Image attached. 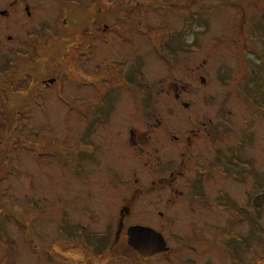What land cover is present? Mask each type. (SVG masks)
Returning a JSON list of instances; mask_svg holds the SVG:
<instances>
[{
    "label": "rangeland",
    "instance_id": "374dc122",
    "mask_svg": "<svg viewBox=\"0 0 264 264\" xmlns=\"http://www.w3.org/2000/svg\"><path fill=\"white\" fill-rule=\"evenodd\" d=\"M36 5L38 18H26L25 26L26 37H32L39 25L40 51L37 62L26 61L20 77L25 139L19 147L9 145V164L21 178H11L0 199L17 262L24 255L31 257L27 262L38 260L28 229L40 228L39 244L48 246L59 223L76 229L71 219L78 213H85L80 218L95 233L90 243L107 251L116 240L104 230L102 212L113 211L111 198L131 196L133 176L135 204L126 223L162 233L177 251L173 261L264 264V0H37ZM141 132L151 137V146L125 144L124 138ZM82 142L107 156L76 168L77 152L89 151ZM52 148L60 150L59 165L50 161ZM187 148L212 159L220 151L231 156L230 175L202 164L168 177ZM207 170L212 173L203 177ZM174 175V183L165 186ZM196 179L214 203L212 217L202 204L204 193L191 190ZM21 200L38 203L40 217L34 205L24 210ZM17 217L24 218V232ZM117 243L121 256L132 258L127 235ZM133 260L143 261L134 255Z\"/></svg>",
    "mask_w": 264,
    "mask_h": 264
},
{
    "label": "flooded vegetation",
    "instance_id": "af4514ba",
    "mask_svg": "<svg viewBox=\"0 0 264 264\" xmlns=\"http://www.w3.org/2000/svg\"><path fill=\"white\" fill-rule=\"evenodd\" d=\"M36 2L37 0H0V199H2L5 193H7L10 187V179L12 178L13 180L17 177L21 178L19 172L9 164V145L10 142H12L14 146H18L25 139L21 127L24 125L23 122H25L24 89L20 86L22 80L20 77L25 72L24 69L26 66V61L37 62V55L40 51L41 44L37 37V33H40V27H38L39 25L36 24L38 26L37 28H34V35L32 37L31 35L26 37L25 26L26 18H33L34 20L39 16ZM63 23L65 24L66 22L64 21ZM202 80L204 79L202 78ZM49 81L52 82V80ZM101 95L103 96L104 94L102 93ZM60 96L64 97L63 92H60ZM124 140L125 144L127 142L128 144L133 145L135 142L139 144L141 148L151 146V137L142 132L135 136L132 134L131 137L129 136L128 138H124ZM172 140L177 141L179 138L176 135H172ZM80 141H89V139L85 140L82 138ZM81 145L88 147L89 151L85 149L79 150V153L77 152V155L75 156V162L78 166H75L76 168H83V164H88L95 161L100 162L103 156H107L105 153L101 155L98 154V152H100L102 149L97 151L95 146L92 144L82 142ZM184 145L186 146V144ZM37 146L40 147V143ZM129 150L133 157V150ZM59 151L60 150L57 148H52L50 151V161L55 165H59L60 163V160L58 159ZM36 154V157H38V164H41L39 152ZM225 156L226 157L224 158V155L220 151V153H218V155L212 159L213 157L210 154L203 151L198 150L196 153L190 154V149H184V151L180 152L182 163H180L176 169L168 175V177L176 173V176H179L182 174V170H198L202 167V164H210V166L214 164L215 167L217 166V168L221 167L222 176L227 177L230 175V162L232 159L231 156ZM70 160H72L71 162H74L73 157ZM191 162L194 164L190 165ZM221 164L224 167H222ZM67 167H69V165H67ZM71 167L75 168L73 165H71ZM203 173H205L203 177H207L206 174L212 173V171L207 170ZM231 177H233L232 173ZM175 179L176 177L174 175L173 180H165V186L166 183L168 186H171ZM199 179H201V175H199ZM221 181H225V179H222ZM12 183L15 185L16 181H12ZM224 183L226 184V187L229 186L227 185V182ZM130 185L132 188L130 197L123 198L121 201H119L118 198H111L114 202L111 204L113 205V211L111 213L102 212L104 215V221H106V224H103L104 230H107L108 235L114 236V240H116L115 243H112L111 246L107 248V251H105V249H101V246L99 245L91 244L92 242L90 237L94 236L95 233L91 232L92 229L89 228L90 225H88L85 220H83V218H80V215H84L85 213H78L74 218L71 219V221H74L73 224L77 226L76 229H69L70 227L59 223L58 228L56 229V233H58L57 237L55 239L48 240V246L39 244L42 241L40 228H36L34 230L28 229V232L32 231L34 233L33 236L35 239L33 241L34 243H32L33 245L35 244L33 247L35 252L34 254H36L35 256L38 260L27 262L26 259H30L31 257H26L24 255L23 258L21 257L22 262L21 260L17 262L16 259L18 257V249L15 248L12 243H10L14 242V239L10 241L8 238L10 230L8 229V223L5 222L4 212L2 211L0 212V252L1 254H4V256L2 257L1 255L0 264H150L152 261L149 260H152L158 256H162L163 259L166 258L162 264H182L181 261L175 262L172 260V258H174L177 254V251L172 249L166 239L168 251L156 254L151 257H143L136 250H134L132 246L128 245V248L132 254V258L129 259L126 255L121 256V245L117 243V240L119 241L121 236L124 234L128 236L129 228L135 225L151 227L144 223H126L129 220V217H133V206L135 204L133 201V176ZM201 186V181L198 182L196 179L193 181L191 190L195 196H199L200 194L202 195V193H204V202L202 204L204 205L205 209L210 211L208 217H212L214 214L211 213V205L214 203L212 204L206 198L207 187L201 189ZM36 194L37 196L39 195L38 193ZM221 194L224 197L227 195L223 191H221ZM89 199H85L84 197L81 198L83 202H87L84 204H89ZM96 199L98 200L97 204L99 205L101 201L97 197L94 200ZM226 200H229V197L223 200L224 203ZM21 201L22 208L24 210H29L30 207L34 205L35 218L37 219L40 217L39 212L41 210L38 203L35 205L31 203V201H28L27 203L26 200ZM160 215L162 216L163 213L161 212ZM16 220L21 229L20 232H24V218L20 219L17 217ZM68 220L69 218L66 217L65 221L67 222ZM97 235L99 236V234H96V236ZM29 248L30 247H28V249ZM133 255L141 258L143 261L133 260ZM44 259H48V261H45Z\"/></svg>",
    "mask_w": 264,
    "mask_h": 264
},
{
    "label": "water",
    "instance_id": "95a60500",
    "mask_svg": "<svg viewBox=\"0 0 264 264\" xmlns=\"http://www.w3.org/2000/svg\"><path fill=\"white\" fill-rule=\"evenodd\" d=\"M128 245L143 257L168 251L164 236L151 227L135 225L128 230Z\"/></svg>",
    "mask_w": 264,
    "mask_h": 264
}]
</instances>
